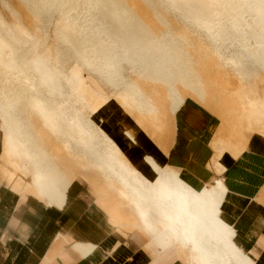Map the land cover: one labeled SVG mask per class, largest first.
Returning <instances> with one entry per match:
<instances>
[{
    "label": "bare ground",
    "instance_id": "6f19581e",
    "mask_svg": "<svg viewBox=\"0 0 264 264\" xmlns=\"http://www.w3.org/2000/svg\"><path fill=\"white\" fill-rule=\"evenodd\" d=\"M15 1L36 25L45 19L54 26L55 39L76 66L70 77L53 52L28 50L24 30L20 37L13 29L16 22L11 25L0 12V210L13 215L34 199L69 213L71 184L58 169L66 171L69 163L61 155L70 156L75 167L94 172L114 194L104 198L109 204L87 214L105 217L110 228L81 235L77 226L66 237L70 244L89 249L112 230L128 231L126 220L134 227L129 230L146 241L166 235L183 264H252L229 239L233 229L218 217L227 195L221 178L196 192L180 179L178 170L160 166L150 153L146 162L157 174L150 180L134 165L128 149L134 147L136 156L142 155L145 134L170 153L176 116L186 104L212 110V82L206 77L215 68L227 69L240 83L241 132L248 135L246 130L259 126L264 139V0ZM195 36L202 46H195ZM248 66L262 72V97L251 89ZM83 69L114 94H93L90 81L80 73ZM20 91L30 108L25 120L15 104ZM72 100L84 110L71 115ZM214 109L218 115H210L225 126L223 109ZM104 113L117 121L116 130L107 127ZM94 122L98 125L90 124ZM96 126L108 144L101 143ZM223 141L210 145L217 157L225 149ZM56 155L60 162L54 164ZM221 157L215 156L218 161ZM218 161L212 166L221 174ZM121 206L126 213L120 212ZM129 235L121 239L129 243Z\"/></svg>",
    "mask_w": 264,
    "mask_h": 264
},
{
    "label": "crops",
    "instance_id": "0c3cea01",
    "mask_svg": "<svg viewBox=\"0 0 264 264\" xmlns=\"http://www.w3.org/2000/svg\"><path fill=\"white\" fill-rule=\"evenodd\" d=\"M186 105L176 116L175 142L170 153H164L144 134V153L136 156L134 147L129 148L131 160L145 177L155 180L157 174L146 162V156L152 153L160 166L169 165L178 170L180 179L199 193L214 178H221L227 195L222 198L218 217L233 229L228 234L229 239L245 258L252 264H264V196L259 195H264V157L255 152L234 157L225 151L218 161L220 156L217 157L212 150L218 122L197 105L191 102ZM103 118L111 131L116 130L114 118L106 113ZM118 140L120 143L124 141L122 137ZM214 160L219 162L223 174L218 173L213 165L215 172ZM70 190L69 213L54 211L34 199L13 215L0 210V264H183L177 248L166 235L146 241L136 231H130L133 227L125 220L123 224H128L130 232L129 243L121 239L125 229L120 232L115 229L89 249L70 244L66 237L76 231L77 226L81 235H92L95 229L97 232L101 228H110L105 217L87 216L90 209H97L90 186L77 181Z\"/></svg>",
    "mask_w": 264,
    "mask_h": 264
},
{
    "label": "rangeland",
    "instance_id": "374dc122",
    "mask_svg": "<svg viewBox=\"0 0 264 264\" xmlns=\"http://www.w3.org/2000/svg\"><path fill=\"white\" fill-rule=\"evenodd\" d=\"M3 1L6 3V6L0 3V12L11 25H13L14 22H16L17 24L16 28H14L13 25V29L16 34H19L20 37H23L21 36V30H24L25 33L24 41L26 43V48L28 50L40 49L44 53L53 52V54L55 55V60H57L62 67L67 69V72L71 77L73 68L76 66V63L68 55H65V53L63 52L64 50H62L61 42L55 39L54 26L51 25L49 26L47 20L45 19L42 20L41 24L37 23L36 25V21L32 19V15L30 13L22 11L21 9H19V7L16 8L18 4H16L15 0L14 1L3 0ZM38 39L41 41H38ZM194 42L196 47L203 45L201 40H199L198 37L196 36L194 37ZM211 65L212 64L208 63V66ZM246 72L248 73L247 74L249 79L248 81L251 84V89L254 91L255 94L262 97L263 90L260 83H258L259 82L258 78L262 74V72L260 70H256L252 66H248ZM80 73L82 76H85V78L90 81L91 83L90 89L93 94H99V91H106L109 93V96H112L114 94L115 92L114 90H111L110 88L106 90L105 88H103V86H101L98 79L95 76H91L89 72L87 73L85 69L80 70ZM206 79L212 82L211 84H208L209 93H210L209 99L211 104L209 106L212 109L208 113L209 114L212 113L213 116L215 114L218 115L217 110L214 108L216 106H221L223 111L221 109L219 110L222 112V115L225 118L224 119L225 126L218 123L219 127L216 130L217 133L214 139V142L216 141L217 143H220V138L222 137L224 138L225 141L222 142L223 144H220V146L223 145L225 147L222 154L225 151H229L234 157H238L245 152H255L264 157V139L259 137L261 136V131L259 129V126H253L251 130H246L247 132H249L248 135L244 132H241V130L244 129L240 124V118H241L240 110L241 108L244 107V105L242 104L239 95H237L240 92L238 91V89H240V83L237 80L236 75L232 73L231 74L228 73L227 69L218 71V68H215L212 70V72H210V76H207ZM105 97L108 98V96ZM15 104L19 110L20 115L23 117L24 120L27 119V117H30L29 116L30 108L27 101L25 100L23 92L21 91L18 92L15 99ZM71 107H72V109H70L71 115L75 114V110L80 112L84 110L83 104L75 103V100L71 101ZM203 110L207 112L206 109ZM215 120L217 122L216 118ZM231 122H233V124H231ZM90 124L98 125V123L95 122ZM96 130H97L98 138L101 141V143L103 145L108 144L109 139L106 136V134L102 130H100L99 126H96ZM256 136L258 138H255ZM44 137L47 138V135L45 134ZM45 141H47V139ZM41 144L44 146L47 145V143L44 144L41 143ZM58 156L57 155L56 157L54 156L56 160L53 161L54 164L59 161L58 159H56V158H60ZM69 157L70 156L61 155V159L64 161L68 160L69 163L67 166H65L66 171L58 169L60 176L62 177L64 176V178L66 176L67 182L71 184V188L75 185V182L77 181H80L90 186L93 192V196L95 198L96 207H98L99 205L109 204L108 202H104L105 200L104 198L106 196L114 198V194L111 191L108 190L106 191V187H104L102 181L96 179L94 172L88 171L80 167H75L72 164V159L70 160ZM114 205L118 207V205L121 204L117 203ZM120 212L126 213V209L122 207L120 208ZM130 224L131 226H133L132 223Z\"/></svg>",
    "mask_w": 264,
    "mask_h": 264
}]
</instances>
